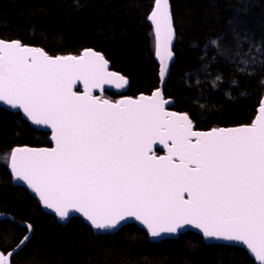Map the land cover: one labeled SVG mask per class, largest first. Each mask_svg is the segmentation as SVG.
<instances>
[{
	"label": "snow or ice",
	"instance_id": "1",
	"mask_svg": "<svg viewBox=\"0 0 264 264\" xmlns=\"http://www.w3.org/2000/svg\"><path fill=\"white\" fill-rule=\"evenodd\" d=\"M168 3L155 0L148 16L162 81L175 35ZM222 39L209 41L213 62H237L240 51L221 45ZM220 80L217 75L214 86ZM78 83L83 92L74 90ZM127 83L92 49L52 57L18 40H0V102L49 127L55 144L13 148L5 159L14 178L62 219L75 209L103 230L131 217L152 237L191 225L206 238L241 242L264 264V99L251 124L198 132L188 114L166 111L161 89L116 102L92 94L104 84ZM155 145L166 155H156ZM0 264L9 257L0 255Z\"/></svg>",
	"mask_w": 264,
	"mask_h": 264
},
{
	"label": "trees",
	"instance_id": "2",
	"mask_svg": "<svg viewBox=\"0 0 264 264\" xmlns=\"http://www.w3.org/2000/svg\"><path fill=\"white\" fill-rule=\"evenodd\" d=\"M154 2L0 0V39L18 40L49 56H77L85 49L100 52L128 80L125 93L102 96L111 101L135 98L158 87L148 20ZM169 4L174 59L163 97L172 100L175 111L188 114L197 130L250 124L264 95V0H169ZM220 37L221 45L240 51L237 62H213L216 52L209 41ZM239 59H248L249 64L239 65ZM217 75L221 80L214 86ZM47 138L19 114L0 108V214L12 218L0 220V252L12 250L27 234L22 224L31 225L32 231L10 264H255L243 249L204 244L191 232L152 243L133 224L104 235H94L77 218L58 224L25 189L12 185L5 160L15 147H50Z\"/></svg>",
	"mask_w": 264,
	"mask_h": 264
},
{
	"label": "water",
	"instance_id": "3",
	"mask_svg": "<svg viewBox=\"0 0 264 264\" xmlns=\"http://www.w3.org/2000/svg\"><path fill=\"white\" fill-rule=\"evenodd\" d=\"M155 7V2L153 4V8ZM153 8L151 10V12L153 11ZM168 8H169V11H170V4L168 3ZM150 12V14H151ZM171 13V12H170ZM149 14V15H150ZM149 20V19H148ZM149 24L151 25L152 27V34H153V41H154V60L158 66V73H157V76H158V87L156 89H154L152 92H150L149 94H141L143 96H151L152 93L157 90V89H161L163 88L164 86V83L167 79V76L169 74H167L166 76V79H164L163 81L160 79V76H159V66H160V62H159V58L156 56V38H155V31H154V25L151 21H149ZM1 40V39H0ZM174 40H175V35H174V39L172 41V44H171V50H172V46H173V43H174ZM6 42H10V40H4ZM25 46H28V45H25ZM30 48H36V47H32V46H28ZM41 49V48H39ZM44 51V50H43ZM45 52V51H44ZM93 52H97L95 50H93ZM46 53V52H45ZM97 53H100V52H97ZM84 54V50L77 56H80ZM101 54V53H100ZM48 55V54H47ZM102 55V54H101ZM65 56H75V55H65ZM103 56V55H102ZM52 57H56V56H52ZM173 59H174V56L173 58L169 61V69H170V66L173 62ZM108 71L109 72H115V73H118L116 72L115 70L112 69L110 63L108 62ZM119 74V73H118ZM121 75V74H120ZM128 81V80H127ZM127 88H128V83L126 86H123V87H120V88H117L115 86V84H104L102 85L101 87L99 88H96V89H92V94L98 96L101 98V95L104 93V92H111V93H114L116 95H119V94H123L127 91ZM75 91L77 92H83L84 91V86L82 83H78L75 88H74ZM141 95H138L137 97L133 98V97H130L132 99H137L139 98ZM124 98H127L126 96L125 97H120L118 98L116 101H120V100H123ZM164 98V97H163ZM102 99H107V98H103ZM165 99V98H164ZM264 99V95L262 96L261 100ZM109 100V99H107ZM168 101V103L165 105V108H166V111L168 112H175V113H180V112H177L173 109V102L171 99H165ZM260 100V101H261ZM110 102H116V101H111L109 100ZM261 107V104L259 103V106L257 107L256 109V115L254 117L253 120H255L257 118V116L260 114L259 113V108ZM0 108L3 109V110H6L10 113H17L20 115L21 119L26 122L32 129H34L35 131H40V132H45L48 134V142L50 143V147H41V148H52L55 146L54 144V141L52 140V132H51V129L47 126H44V125H34L31 121H29L25 115L23 114V112L17 108H13L11 107L10 105L4 103V102H0ZM252 120V121H253ZM252 123V122H251ZM250 123V124H251ZM249 125V124H247ZM240 126H244V125H239V126H230V127H219V128H236V127H240ZM194 130L198 131V132H208L210 130H197L195 129L194 127ZM16 148V147H15ZM19 148H34V147H27V146H23V147H19ZM41 148H36V149H41ZM154 150H155V153L156 151H159L160 154H156L158 156H162V155H166V149H164L163 145H155L154 146ZM11 153V152H10ZM7 171L9 172V174L11 175V178H12V185L13 186H17V187H21L23 189H25L30 195H32L35 200L38 202L39 204V207L41 209L42 212H44L45 214H48L50 215L51 217H53L55 219V221L60 224V225H65L70 219L72 218H77L79 219L82 223H84L86 226L89 227V229L92 231V233L94 235H104V234H112V233H115L117 232L120 228H122L123 226H126V225H129V224H133L135 226H137L138 228H140L141 230H143L147 236H148V239L150 242L152 243H158L162 240H167V239H176L178 236L186 233V232H191L193 234H196L197 236H199L203 243L204 244H214V245H224V246H233V247H238V248H241L243 249L244 251L247 252V254L250 256V258L254 261L255 264H260L259 261H257L255 259V257L250 254L249 250L247 249V247L245 245H243L241 242H235V241H227V240H224V239H218V238H206L204 237L202 231L200 229H197L195 228L194 226H191V225H188V226H184L182 227L181 229H179L176 233H162L160 236L158 237H152L149 233H148V230L137 220H135L134 218H127L125 219L124 221H122L120 224L117 225V227L115 228H112V229H95L91 223L87 220V218L81 213V212H78L76 211L75 209H71L69 211V214L67 217L65 218H61L60 216H58L56 214V212L51 209V208H48L46 207L40 200L38 194H36L31 188H29V186L27 185L26 182L22 181V180H19V179H16L14 178L13 176V173L9 167V163L7 164ZM4 219H8V220H12V218L9 216V215H4V214H0V220H4ZM22 226L26 227L28 232L27 234L20 240V242L10 251L6 252V253H2L0 252V255H4V256H7L9 257V264H10V258L15 255L24 245L25 243L28 241L30 235H31V229H29L28 227V224H22ZM27 237L26 240H24V238ZM24 240V243H21V241Z\"/></svg>",
	"mask_w": 264,
	"mask_h": 264
},
{
	"label": "rangeland",
	"instance_id": "4",
	"mask_svg": "<svg viewBox=\"0 0 264 264\" xmlns=\"http://www.w3.org/2000/svg\"><path fill=\"white\" fill-rule=\"evenodd\" d=\"M101 97H103V96H101ZM0 160H2V157H0ZM6 160V159H5Z\"/></svg>",
	"mask_w": 264,
	"mask_h": 264
},
{
	"label": "bare ground",
	"instance_id": "5",
	"mask_svg": "<svg viewBox=\"0 0 264 264\" xmlns=\"http://www.w3.org/2000/svg\"><path fill=\"white\" fill-rule=\"evenodd\" d=\"M26 224V223H25ZM20 241V240H19ZM17 245V244H16Z\"/></svg>",
	"mask_w": 264,
	"mask_h": 264
},
{
	"label": "flooded vegetation",
	"instance_id": "6",
	"mask_svg": "<svg viewBox=\"0 0 264 264\" xmlns=\"http://www.w3.org/2000/svg\"><path fill=\"white\" fill-rule=\"evenodd\" d=\"M14 114V113H13ZM15 114H17V113H15Z\"/></svg>",
	"mask_w": 264,
	"mask_h": 264
}]
</instances>
